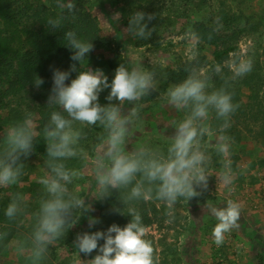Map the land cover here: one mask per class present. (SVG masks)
Masks as SVG:
<instances>
[{
    "label": "clouds",
    "instance_id": "obj_1",
    "mask_svg": "<svg viewBox=\"0 0 264 264\" xmlns=\"http://www.w3.org/2000/svg\"><path fill=\"white\" fill-rule=\"evenodd\" d=\"M56 4L70 13L75 11L73 0L67 3L56 0ZM118 17L119 13L114 19ZM63 18H49L47 24L53 29L58 28ZM154 18L153 14L136 11L125 31L146 39L151 35L148 22ZM64 39L66 46L73 50L71 60L74 63L68 71L53 70V87L47 106L54 110L42 129L47 145L44 161L47 171L38 181L42 185V195L38 210L32 214L31 231L12 242L15 253L24 256L28 264H44L50 246L64 236L80 215L92 211L85 198L69 187L80 173L70 169L66 161L78 159L83 167L91 164L97 191L93 197L104 199L111 196L113 190L118 191L119 200L131 216V221L124 227L112 224L106 232L78 234L73 245L78 255H90L98 249V242L104 240L99 246V254L87 264H159L152 241L146 239L142 216L131 205L154 198L171 210L181 198L189 201L208 189L210 174L207 166L211 156L207 151V140L213 135L210 123L213 113L220 133L216 137L215 152L223 165L222 179L225 184L232 182L234 174L229 160L232 138L224 133L231 127V116L239 105L233 102L234 93L230 88L232 81L251 71L252 62L239 61L233 69V61H225L224 64L232 69L231 76L223 75L221 64H215L210 71L221 77L219 87L211 83L212 78L204 69L189 63L185 67L187 76L169 86L165 96L170 105L185 112L175 123L171 138L164 145L145 141L129 150L128 137L140 114L141 105L136 102L156 91L155 70L121 63L109 83L102 69L88 67L87 56L93 49L92 42L79 38L73 30L65 32ZM75 62H79V69ZM74 71L78 75L70 84L66 83ZM34 84L39 88L43 80L37 76ZM108 88L111 89L106 97L109 103L102 105L99 95ZM126 102L135 106L126 109ZM97 125L103 131L97 137L94 158L89 162L80 141L84 138L85 126ZM39 135L36 113L26 112L0 136V187L16 185L20 181L25 174L23 161L35 151ZM26 199L21 192L12 195L4 212L9 222L23 224V218L27 216ZM211 211L217 220L212 236L219 246L225 235L238 226L241 205L228 200L225 207H212ZM168 214L171 215V211ZM88 219L89 227L99 222L91 216ZM8 236L7 231H0V245Z\"/></svg>",
    "mask_w": 264,
    "mask_h": 264
},
{
    "label": "rangeland",
    "instance_id": "obj_2",
    "mask_svg": "<svg viewBox=\"0 0 264 264\" xmlns=\"http://www.w3.org/2000/svg\"><path fill=\"white\" fill-rule=\"evenodd\" d=\"M40 1L53 10H63L57 7L56 0ZM73 2L83 5L97 18L101 36L105 40L87 58L88 67L102 69L109 83L114 79L115 70L121 63L129 67L154 69L156 72V91L136 102L141 105L140 114L128 137L129 150L145 141L166 144L174 133L175 123L185 114L184 110L176 109L165 99L168 87L173 85L167 79V69L176 70L204 57L208 63L201 69L211 76L214 86L221 85V77L210 71L215 64L213 48L201 43L192 34V26L198 22L212 25L225 21L232 23L239 31L236 50L225 61H233L234 69L239 61L251 60L252 68L244 76L232 81L230 88V91L237 92L241 97V109L232 114L230 121L241 132L240 139L232 140L230 147L233 180L228 184L223 182V165L215 152L216 137L220 133L213 130L212 137L207 140V151L211 156V162L207 166L210 174L208 189L189 201L181 198L171 210L164 202H157L160 212L153 224L146 227V238L149 237L147 239L152 241L159 256V264H264V131L260 129L257 120L253 121L248 107L252 103L254 112L258 107L264 108V0ZM136 11L153 14L155 17L148 22L151 35L146 39L125 31L130 17ZM117 13L119 17L114 19ZM221 66L223 75H232V69L224 63ZM110 91L108 88L100 93L99 102L102 105L109 103L106 97ZM134 106L126 102L124 107L131 109ZM24 114L11 110L0 111V136L14 123L13 116L21 119ZM36 115L38 122L40 117ZM214 121L216 119L213 113L210 119L212 128ZM92 127L93 135L99 136L103 131L98 125ZM38 131L42 134L39 125ZM81 147L88 153L90 162L94 158L93 139L89 137L86 145ZM23 162L25 174L20 181L16 185L0 187V210L3 213L16 192L24 193L27 198V216L23 218V224L5 223L0 227V231H7L10 236L4 247L0 245V264H28L24 256L16 255L12 242L31 231L32 214L38 210L42 195V185L38 181L47 169L42 159L33 156ZM66 164L80 173L73 184L69 185L70 189L85 198L92 211L80 215L76 223L65 231L64 236L50 246L44 264H87V261L99 254L100 245L90 255L81 253L80 256L73 246L78 234L101 231L104 226L99 221L89 227V216L101 220L98 209L100 199L93 197L97 195V191L91 164L83 167L78 159H70ZM228 200L241 205L240 218L238 226L225 235L223 244L217 246L212 236L217 220L211 208H223ZM169 211L171 215L168 214Z\"/></svg>",
    "mask_w": 264,
    "mask_h": 264
},
{
    "label": "trees",
    "instance_id": "obj_3",
    "mask_svg": "<svg viewBox=\"0 0 264 264\" xmlns=\"http://www.w3.org/2000/svg\"><path fill=\"white\" fill-rule=\"evenodd\" d=\"M61 16L64 18L60 27L53 29L48 26L49 18L55 19ZM69 30L75 31L79 38L93 43V49L87 58L105 41L101 36L97 18L81 4H75V11L70 13L66 9L53 10L40 0H0V111L11 110L17 114H24L23 110H25L36 113L40 117L37 124L43 129V125L50 118V112L54 110L47 106L53 87V70L68 71L74 63L71 60L73 50L66 46L67 41L64 39V33ZM192 34L201 43L213 48V61L221 65L230 53L236 50L239 40V31L232 23L225 21L222 24L212 25L195 23L192 26ZM75 63L79 69V62ZM189 63L203 68L207 66L208 61L204 57H199ZM189 63L176 70L167 69L168 81L173 84L182 81L187 76L185 67ZM77 75V71L72 72L66 83L70 84L71 79L76 78ZM37 76L43 80L39 88L34 84ZM233 102L239 105L237 110H240L241 97L237 92L234 93ZM248 107L253 121L257 120L260 129L264 131V108L258 107L254 112L252 103ZM13 117L14 122L19 120L16 116ZM217 125L216 120L213 123V130L217 131ZM92 130V126L84 128L81 146L86 145L89 137L96 145L98 136L93 135L94 130ZM240 133L237 125H231L224 134L236 141L240 139ZM32 156L42 159L43 162L47 159V145L42 134L37 137L35 151L30 157ZM118 197V191L113 190L111 196L100 199L98 209L101 220L99 221L104 224L101 231L106 232L112 224L124 227L131 221V216L127 215V207L124 208ZM157 202L159 200L149 198L131 205L140 212L145 228L152 225L159 215ZM117 209H123L124 214ZM5 223L14 224L9 222L0 210V227ZM7 241L2 244L3 247ZM103 243L104 240H100L98 245Z\"/></svg>",
    "mask_w": 264,
    "mask_h": 264
}]
</instances>
